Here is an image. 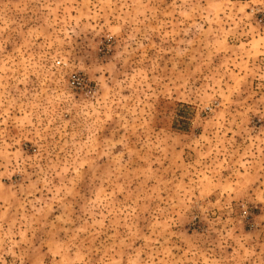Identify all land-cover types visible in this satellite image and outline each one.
Here are the masks:
<instances>
[{
    "label": "rangeland",
    "instance_id": "rangeland-1",
    "mask_svg": "<svg viewBox=\"0 0 264 264\" xmlns=\"http://www.w3.org/2000/svg\"><path fill=\"white\" fill-rule=\"evenodd\" d=\"M263 10L0 0V264H264Z\"/></svg>",
    "mask_w": 264,
    "mask_h": 264
},
{
    "label": "built area",
    "instance_id": "built-area-1",
    "mask_svg": "<svg viewBox=\"0 0 264 264\" xmlns=\"http://www.w3.org/2000/svg\"><path fill=\"white\" fill-rule=\"evenodd\" d=\"M264 11V10H263ZM263 11H257V13L259 14V15H262V13H264Z\"/></svg>",
    "mask_w": 264,
    "mask_h": 264
}]
</instances>
